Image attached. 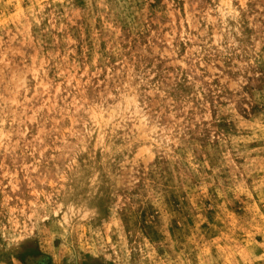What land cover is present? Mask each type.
<instances>
[{
    "label": "rangeland",
    "instance_id": "374dc122",
    "mask_svg": "<svg viewBox=\"0 0 264 264\" xmlns=\"http://www.w3.org/2000/svg\"><path fill=\"white\" fill-rule=\"evenodd\" d=\"M0 264H264V0H0Z\"/></svg>",
    "mask_w": 264,
    "mask_h": 264
}]
</instances>
